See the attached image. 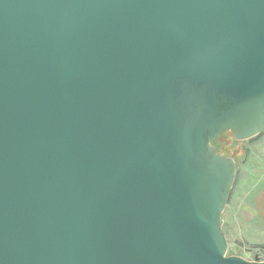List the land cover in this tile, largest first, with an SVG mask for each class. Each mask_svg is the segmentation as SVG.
Wrapping results in <instances>:
<instances>
[{
	"label": "water",
	"instance_id": "95a60500",
	"mask_svg": "<svg viewBox=\"0 0 264 264\" xmlns=\"http://www.w3.org/2000/svg\"><path fill=\"white\" fill-rule=\"evenodd\" d=\"M264 133V0H0V264L228 256Z\"/></svg>",
	"mask_w": 264,
	"mask_h": 264
},
{
	"label": "rangeland",
	"instance_id": "374dc122",
	"mask_svg": "<svg viewBox=\"0 0 264 264\" xmlns=\"http://www.w3.org/2000/svg\"><path fill=\"white\" fill-rule=\"evenodd\" d=\"M216 146L237 163L236 181L223 213L228 256L264 261V133L248 141L225 133Z\"/></svg>",
	"mask_w": 264,
	"mask_h": 264
},
{
	"label": "trees",
	"instance_id": "16d2710c",
	"mask_svg": "<svg viewBox=\"0 0 264 264\" xmlns=\"http://www.w3.org/2000/svg\"><path fill=\"white\" fill-rule=\"evenodd\" d=\"M263 134V133H262ZM262 134H260L259 136H257V137H255L254 139H256V138H259L260 136H262ZM216 143H217V140H215L214 142H213V145H215L216 146ZM217 147V146H216ZM217 150H218V152H219V148L217 147ZM220 153V152H219Z\"/></svg>",
	"mask_w": 264,
	"mask_h": 264
}]
</instances>
